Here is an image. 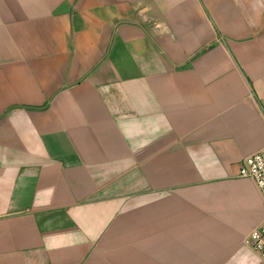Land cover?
<instances>
[{
    "label": "crops",
    "instance_id": "crops-1",
    "mask_svg": "<svg viewBox=\"0 0 264 264\" xmlns=\"http://www.w3.org/2000/svg\"><path fill=\"white\" fill-rule=\"evenodd\" d=\"M264 0H0V264H263Z\"/></svg>",
    "mask_w": 264,
    "mask_h": 264
},
{
    "label": "built area",
    "instance_id": "built-area-1",
    "mask_svg": "<svg viewBox=\"0 0 264 264\" xmlns=\"http://www.w3.org/2000/svg\"><path fill=\"white\" fill-rule=\"evenodd\" d=\"M238 175L251 180L264 200V149L243 158ZM244 243L264 264V220L246 236Z\"/></svg>",
    "mask_w": 264,
    "mask_h": 264
}]
</instances>
